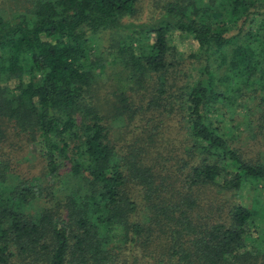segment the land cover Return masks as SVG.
<instances>
[{"label": "trees", "instance_id": "1", "mask_svg": "<svg viewBox=\"0 0 264 264\" xmlns=\"http://www.w3.org/2000/svg\"><path fill=\"white\" fill-rule=\"evenodd\" d=\"M25 2L0 15V264H264V0H157L137 23L139 0ZM105 32L113 93L90 58ZM148 74L135 106L122 79ZM127 123L135 159L110 134ZM30 143L39 179L9 172Z\"/></svg>", "mask_w": 264, "mask_h": 264}, {"label": "rangeland", "instance_id": "2", "mask_svg": "<svg viewBox=\"0 0 264 264\" xmlns=\"http://www.w3.org/2000/svg\"><path fill=\"white\" fill-rule=\"evenodd\" d=\"M157 0H139V2L137 3L136 6V15L134 17L131 18V21L134 23L140 22V21H144L146 20L151 14H155L158 12V5L155 3ZM23 5H27V3L25 2V0H17L16 3H14L13 0H3L0 3V15L2 16H8L11 14H17L20 12V10L22 9ZM122 33V32H121ZM111 34H107V32L105 33H99V38L98 39H92L93 40V51L90 53V58L93 61V69L95 71V73L98 75L97 76V82H102V89L106 92V93H111L112 91L115 92V88L114 85L115 84V78H116V73L117 71H122V73L124 74V70L120 65L115 64V58L117 55V47L124 44L122 42V40H118L117 37H114L113 39L110 38ZM113 40V41H111ZM118 41V43H117ZM174 41V45L176 47L177 50H179L180 52H189L190 50L194 49V46L191 44V42L189 41V39L187 38H183V37H178L176 35H174L173 38ZM125 42V40H124ZM134 46V44H133ZM135 53H137V50H135ZM107 72H114V76H113V81H110V83H105L106 80V73ZM150 76L151 78V74H148L144 77L141 78L140 82L142 83V85H138L133 79L128 80L127 82H124V80L122 79V83H123V87L125 90V95H129L131 96V98L134 100L133 105L137 106V105H141L142 104V100H139V92H143V86H145V81L147 80V78ZM27 75H23L22 80L23 82L27 81ZM106 84V85H105ZM113 93V92H112ZM148 94L145 95V97H147ZM113 100V98H112ZM110 102V101H109ZM109 102L107 104H105L106 106H103L104 109L105 108H110L111 104H109ZM112 103V101H111ZM113 108V107H112ZM137 113H135L132 118L129 120L132 125H136L137 124ZM123 124L120 126V128L118 129H113L114 127H112L113 131H111V136L115 137L117 141L116 144V148L118 149V152L120 153L121 156H129L134 158V149H136L138 147V140L135 138V136L132 134L133 132H142V135L145 140L147 134L144 133L141 130H137L135 128H133L132 126H129L128 124ZM114 125H116V123H113ZM145 124H147L145 122ZM149 124V123H148ZM167 124H173L172 121H169V123ZM172 132H171V130ZM160 131V130H159ZM162 136L157 139L162 145L165 143L166 144H171L172 140H174L175 138L178 137L177 133L179 132V130L174 131L173 128H164L162 129ZM120 138V140H119ZM13 139V138H12ZM156 139V137H155ZM132 143H136L134 146L130 147V144ZM155 143V142H154ZM140 144V143H139ZM142 145V144H140ZM22 151L21 153L16 155V151H13V157H12V161L9 162V172H13L16 173L18 175V177L21 178H28L30 179L31 177H38V179L40 178V161L38 158V147L37 145H35V143H30V144H24V146H22ZM168 151L171 150L169 148V146L167 147ZM176 152H180V151H176ZM143 157H149L148 154L144 155ZM1 158V155H0ZM135 159V158H134ZM167 172L168 169H166L165 174L163 173L162 178H161V187L165 186V185H170L171 183L174 182L172 175L167 176ZM31 178V179H32ZM167 188V187H164ZM160 190L163 191V187L160 188ZM264 192V191H263ZM239 195H242V200L244 202H248V199H250V197L252 198L253 193L252 191H249V189H247L246 187H243V189L239 192ZM220 197V196H219ZM222 206L221 204L217 205V207ZM202 207V212H208L210 211L211 214L212 213H218V209L216 208H212L210 206L209 203H206V200L203 201V206ZM257 221V227L260 229L259 231L262 232L263 236H262V240H263V244H264V212L257 213L256 219Z\"/></svg>", "mask_w": 264, "mask_h": 264}]
</instances>
